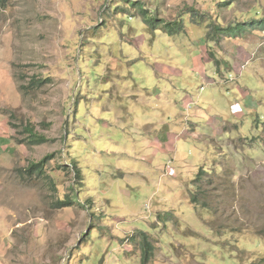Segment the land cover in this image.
I'll use <instances>...</instances> for the list:
<instances>
[{"label": "rangeland", "instance_id": "374dc122", "mask_svg": "<svg viewBox=\"0 0 264 264\" xmlns=\"http://www.w3.org/2000/svg\"><path fill=\"white\" fill-rule=\"evenodd\" d=\"M143 234L264 264V0H0V264H141Z\"/></svg>", "mask_w": 264, "mask_h": 264}, {"label": "trees", "instance_id": "16d2710c", "mask_svg": "<svg viewBox=\"0 0 264 264\" xmlns=\"http://www.w3.org/2000/svg\"><path fill=\"white\" fill-rule=\"evenodd\" d=\"M143 18L145 20V23L153 31H156L158 29L159 23H161V24L164 23L165 30L167 29V31L170 34H175V33H178V32L183 30L182 26L174 29L175 28L174 26L177 24V22L167 24L164 21L157 20L155 17H153V19H150V20L148 18H152V17L144 16ZM172 24H175V25L172 26ZM27 130L29 131V135H30L29 139H30L31 143L41 144V143H44L47 141L45 137L37 134L33 130H31V129H27ZM53 156H54L53 154L46 155L39 162L30 163V165L27 166L26 168L19 169L18 174H20L21 177H23V178L24 177H31L32 178L35 175L42 176L44 173V169H45L47 162L51 161L53 159ZM73 169H74L76 178L78 177V180H79L80 179V170L77 168V166L75 164L73 165ZM201 173L204 174L203 172H201ZM72 203H73V201L70 200V198L67 196V197H65V199L57 201L56 207H58V208L68 207V206H71ZM153 250H154L153 246L151 245V243H149L148 239L146 238V235L143 234V241L141 242V254H142L141 255V264H147L152 259V256L154 253Z\"/></svg>", "mask_w": 264, "mask_h": 264}]
</instances>
